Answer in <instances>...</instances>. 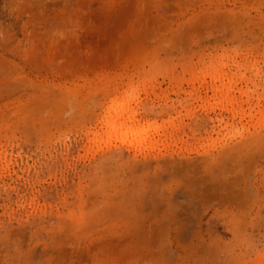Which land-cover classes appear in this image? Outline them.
Segmentation results:
<instances>
[{"label":"rangeland","instance_id":"rangeland-1","mask_svg":"<svg viewBox=\"0 0 264 264\" xmlns=\"http://www.w3.org/2000/svg\"><path fill=\"white\" fill-rule=\"evenodd\" d=\"M0 264H264V0H0Z\"/></svg>","mask_w":264,"mask_h":264}]
</instances>
